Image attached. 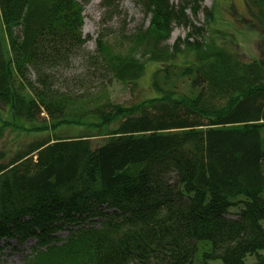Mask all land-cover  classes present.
Listing matches in <instances>:
<instances>
[{
    "label": "trees",
    "instance_id": "trees-1",
    "mask_svg": "<svg viewBox=\"0 0 264 264\" xmlns=\"http://www.w3.org/2000/svg\"><path fill=\"white\" fill-rule=\"evenodd\" d=\"M87 1L0 0V242L34 239L24 264H264V58L198 40L203 0H135L148 25L84 58L107 81L64 78ZM147 70L150 95L111 99Z\"/></svg>",
    "mask_w": 264,
    "mask_h": 264
},
{
    "label": "rangeland",
    "instance_id": "rangeland-1",
    "mask_svg": "<svg viewBox=\"0 0 264 264\" xmlns=\"http://www.w3.org/2000/svg\"><path fill=\"white\" fill-rule=\"evenodd\" d=\"M171 1L173 3L177 2V0ZM100 2L101 0H88L83 4L82 33L85 43L79 53L81 57L73 59L71 66L63 71L64 78L77 79L84 73H92V80L95 82L102 80L103 76H99V73H103V69L96 71L95 67H89V62L84 59L86 53H94L99 33L103 32L104 36L110 39L109 43H111L120 31L125 36H130L136 28L148 25L149 18L144 15L141 6L135 0H119L118 10L120 15H113L109 18L103 17L105 9ZM202 6L212 10V20H205V11H199L197 16L194 17L187 10L193 24L202 27L203 36L198 37V40L202 41L204 39L205 42H208L209 37H211L214 45L222 46V49L225 48L231 52H237L245 60L264 58V28L247 14L243 0H203ZM187 32L188 28L174 25L166 43L172 45L176 38H185ZM191 37H189L190 40H192ZM116 40L120 42L118 39ZM123 45L126 47L127 43ZM191 54H187V57L180 55L174 61L179 64L192 61L193 54ZM149 79L150 71L147 70L138 79L137 87L113 81L108 87V92L112 100L128 104L134 96L135 98L145 97L151 94ZM103 81L106 82L107 79L104 77ZM77 130L78 128H70L63 130V132L73 135L77 133ZM262 136L264 145V129H262ZM9 137H11L10 133L0 139V147L6 145ZM102 141L103 139L96 140L95 144ZM72 226L75 227L76 225H64L63 228L56 231L55 235L60 239L66 238ZM34 245V239H28L22 244L13 240L5 243L0 242V264H24V257L31 252ZM247 261H253V257L248 256ZM211 264H219V262H212Z\"/></svg>",
    "mask_w": 264,
    "mask_h": 264
}]
</instances>
